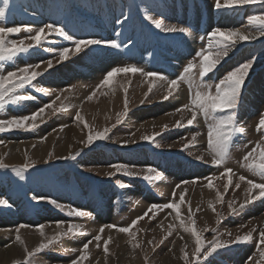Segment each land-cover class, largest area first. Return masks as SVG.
Returning <instances> with one entry per match:
<instances>
[{"label":"rangeland","instance_id":"374dc122","mask_svg":"<svg viewBox=\"0 0 264 264\" xmlns=\"http://www.w3.org/2000/svg\"><path fill=\"white\" fill-rule=\"evenodd\" d=\"M214 4L215 0H0V9L5 10V17L0 18V27L32 30L31 33L22 30L8 39L32 43L27 37L47 24L62 27L66 35L73 38L69 40L53 33L28 53L20 54L12 61L0 62V74L36 64H40L36 70L43 72L32 84L18 91L19 95L34 98L6 104L0 108V120L30 116L61 93V100L53 107L60 108L61 102L67 105L66 110L54 114L51 109H46L43 119L38 117L35 121L38 125L35 129L0 132V158L6 164L21 166L28 163L29 158L36 162L35 167L23 173V179L11 167L0 169V199L7 202L0 205V264H15L17 261L23 264L25 247L30 251L44 240L36 226L45 225V235L51 237L60 230L56 227L59 222H63L65 230L70 224L82 225L85 234L63 237L32 259L34 264H71L81 254L83 245L92 240L101 227L113 224L127 227L150 205L170 202L173 190L177 193L178 202L183 188L188 189L185 201L191 202L193 211L200 208L194 217L197 229L205 226L217 229L216 233L204 232L205 241L216 235H220L222 241H228L256 229L250 242L218 249L207 260L203 259L202 253L200 264L260 262V251L264 249V245L259 244V232L264 229V197L240 209L246 198L247 185L242 183L239 189L234 185L241 174L260 182L240 164L257 143L264 144V129L256 131L261 114H264V37L238 43L205 77L209 83L218 82L227 72L254 59L241 91L238 109V124L246 129V133L237 134L233 140L227 167L237 175L233 176V184L227 192L224 191L227 177L220 176L223 167L213 165L208 154L206 123L198 117L197 122L188 126L186 120L190 115L176 111L188 102L186 85L164 100V91L157 82L145 99L149 81L139 73L117 74L109 85L99 88L92 100H87L107 72L116 67L135 65L175 79L187 63L194 59L198 62L196 53L206 46V40L202 41L200 37L215 27L252 31V27L247 26V18L264 14V5L259 3L219 10ZM153 20L162 21L164 26L188 28L189 33H166L156 27ZM86 39L117 40L121 47L92 45L80 53H70L66 61L56 62L62 48H73L74 40ZM47 60H52L54 67L44 71ZM180 93L184 94L183 103L179 100H182ZM125 99L128 102L127 114L117 123V114L125 111ZM77 112L91 126L93 133L110 128V138L86 146L82 141L86 140L89 128L74 119ZM182 116L185 126L175 127ZM113 124L116 127L113 128ZM64 125L67 127L61 130ZM163 125H167V129ZM153 132L161 133L154 142L140 139L142 135ZM196 132L200 133L197 141L184 149L183 145ZM157 143L161 147L157 148ZM49 153H53L52 159L45 163ZM70 154L76 158L57 159ZM199 155L204 156V161L196 159ZM114 164L127 165L141 175L116 173L109 177L107 173L115 171L111 167ZM149 167L162 178L154 181L143 179V173ZM206 178H214L213 188L204 186L208 182ZM184 181L195 183L184 184ZM121 183L128 187H120ZM177 184L181 189H176ZM217 190L224 194L222 203L217 202ZM258 194L259 189L251 195ZM233 200L236 201L235 213L228 208V202ZM209 201L215 205V212L209 207ZM70 209H79L85 215H69ZM180 210L186 218L187 204H182ZM168 212L173 210L159 211L155 219H150L153 215L150 212L132 229H142L137 232L141 247L136 249H133L126 233L105 227L101 247L97 248L93 241L89 245L90 257L82 264H97V261L105 264L103 243L108 236H112L113 242L109 244L107 264H183L182 245L188 244L189 253L195 247L190 233L177 227L163 243H158L167 234L169 225L178 223L174 220L175 212L165 219ZM217 213L222 217L219 224ZM20 225L30 226L20 229L24 244L15 240L16 229ZM181 236L183 240L179 238Z\"/></svg>","mask_w":264,"mask_h":264},{"label":"snow or ice","instance_id":"6c2138e0","mask_svg":"<svg viewBox=\"0 0 264 264\" xmlns=\"http://www.w3.org/2000/svg\"><path fill=\"white\" fill-rule=\"evenodd\" d=\"M259 3L264 5V0H215L216 9H232L237 7H244L247 5H252ZM5 17V10L0 9V18ZM151 19V17H149ZM127 19V17H125ZM153 23L156 27L161 28L164 32H180V33H189L188 28L177 27V26H164L162 21L153 20ZM247 26L252 27V31H242L241 29H222L221 27H215L211 29L206 36L200 37L202 41L206 40V46L202 47L197 53L196 56L199 58L198 62L196 59L186 64L183 68L182 73H180L175 79H169L167 76H164L161 73L145 71L143 68H139L135 65L116 67L111 71L107 72L105 78L102 80L101 84L97 86V89L94 90L88 97L87 100H92L96 96V92L100 87L109 85L113 77L117 74H136L139 73L147 81H149L148 91L144 94L145 99L148 97V93H152L153 87L156 86L157 82H160V87L164 91L163 99L168 100L173 96L175 92H178L181 89L182 85H186L188 90L189 99L188 102L181 105L176 109L179 113H188L190 118L186 120L188 126L193 125L197 122V118L201 117L207 125V149L208 154L211 156V163L215 166L223 167V171L220 173L221 177H227V183L224 185V191L227 192L228 187L233 184V176H236L237 173L230 167H227L229 160L231 159V149L233 147V140L237 134L246 133L244 127H240L238 124V109L240 106L241 100V91L245 82L246 77L248 76L249 70L252 68L254 59L248 60L234 70L227 72L218 82L209 83L205 77L209 76V73H212L219 64L229 55V52L233 50L238 43L255 40L259 37H264V14L259 15H250L247 18ZM22 30H27L29 33L32 32L31 29H24L22 27H0V62L12 61L17 58L20 54L28 53L29 50L35 46L41 44L42 40L47 39V37L53 33H56L60 36H65L66 39L72 40L73 38L67 36L62 27H58L54 24H47L44 27L39 28L35 31V34L29 35L27 37L32 43H26L25 40L21 39L19 41L14 39H8L9 36L14 34H19ZM107 45L111 48L119 49L121 44L117 40H98V39H86V40H74L73 48H62L59 51L57 63H61L69 59V54H77L83 51L85 48H88L92 45ZM47 67L44 71L54 67L52 60H47ZM40 68V64L36 65H26L25 67L19 68L15 71H9L7 74H0V108H3L8 103H17L22 100L33 99L34 97L22 96L18 94L20 89L25 88L26 85L32 84V82L39 76L43 75V72L37 71L36 69ZM38 91L46 92L44 89H38ZM64 91H68L65 89ZM126 91V90H125ZM50 94V93H46ZM60 95L56 96V99L51 103L46 104L44 107L39 108L36 112L30 116L15 117L7 120H0V132L9 131L13 129H22V130H31L35 129L38 125L35 123L37 118L43 119L46 109H51L53 114L57 111L66 110L67 105H64L61 102L60 108H54L53 106L57 101L61 100ZM67 99V97H65ZM143 102V101H142ZM127 99H125V111L117 114V123H120L121 117L127 114ZM74 119L77 122H83L85 128H89L87 138L85 141H82L86 146L92 145L97 140H108L110 128L105 127L102 131H96L93 133L91 126L84 121V117L77 112ZM184 117H181V120L176 121L175 127H184L185 124L182 123ZM31 121L32 123H28ZM66 125L61 126L63 130ZM112 127H116V124H113ZM164 129H167V125L162 126ZM264 129V114H261L259 123L256 126V131L260 132ZM161 133L153 132L151 135H142L140 137L143 141L154 142L155 137ZM134 136L135 133H132ZM200 135L199 132L193 133L191 140H188L187 143L183 145L184 149H188L190 145L194 144L197 141V137ZM187 139V138H184ZM135 143V141H131ZM125 144L129 141H124ZM35 147V145H33ZM156 147H161L160 144H156ZM27 155V153H25ZM53 153L48 154V159L44 162L47 163L52 159ZM75 155L57 157V159H75ZM197 160L204 161V156L199 155L196 157ZM36 162L31 161L29 158L28 163H24L21 166H10L0 158V169H7L11 167L13 171L16 172L18 176L23 179V173L31 167H35ZM115 171H109L107 175L112 177L116 173H123L127 176H140L141 173L135 172L127 165L123 164H114L111 165ZM240 167L246 169L254 177H258L260 182H256L254 179H250L245 175H238L237 182L234 187L239 189L242 183H246L247 187L245 188L246 198L243 203L240 204V209H243L249 203L264 197V144L257 143L255 147L252 148L244 157L243 162L240 164ZM162 178L159 173L156 172L154 168L149 167L143 173V179L147 181H154L156 179ZM207 184L204 185L207 188H213V179L206 178ZM184 184H192L195 181H184ZM120 187H128V185L120 184ZM176 189H181V185L177 184ZM259 189V194L256 196L251 195L254 190ZM188 192L187 188H183L179 195V201H176V191L173 190L172 197L173 199L165 204H153L148 207L143 215L137 217L131 222L127 227H118L117 225H106L99 229V233L95 235L92 240H89L85 243L80 250V255L71 261V264H82V261L88 260L90 257L89 245L96 242V247L100 248V241L102 240V234L105 231V227L109 229H116L119 233H126L130 237V243L133 249L140 248L141 244L137 241V232L142 231V229H137L133 231L132 229L143 220L151 212L153 215L150 219H155L157 212L163 211L165 209H172L175 212L174 220L177 221V224H170L167 230V234L163 237L158 243H163V240H166L169 236L172 235L173 231L177 227L182 229L186 233H190L194 239L195 247L191 253L187 251L188 244L184 243L180 248L182 253L181 259L183 264H200L201 254L203 253V259L207 260L209 256H212L218 249H223L229 247L231 244H240L250 242L253 239V232L256 231L253 228L251 231L246 233L243 236L237 235L233 239L228 241H222L220 235H216L212 240L205 241L203 238V233L211 231L213 233L217 232L216 228H209L205 226L203 229L198 230L196 226L195 213L200 211V208L197 207L193 211L191 202L185 201V194ZM223 193L217 190V202H223ZM44 199V198H40ZM6 201L0 199V205H6ZM52 204H56L55 201H50ZM235 200L228 202V208L231 210V213L237 211L234 204ZM187 204V217L181 213V205ZM209 207L215 212V205L212 201L208 202ZM59 207V205H57ZM63 211V208L60 209ZM156 210V211H154ZM173 212H168L165 216V219L168 216H172ZM69 215L73 216H84L85 213L79 209H70L68 212ZM218 219L217 224L222 220L220 214L217 213ZM162 227V224L160 225ZM30 227L29 225H20L16 229L15 240L20 244H24L23 239L20 236V229ZM45 225L41 224L36 226L37 231L41 237H44V240L38 245V247L28 250L25 247L26 258L23 261V264H34L33 257L36 254L41 253L42 251L49 249L53 244L59 242L61 238L67 237L69 235L76 234H85L83 232V226L77 224L68 225L67 229L63 228V222L57 223L56 227L60 229L51 237L45 235ZM246 227V225H243ZM223 235V234H221ZM227 235L231 236V233ZM183 240V237H179ZM155 239V238H153ZM113 242L112 236H108L103 243V252L105 254V264H107V256L109 254V244ZM152 244V241L148 242ZM259 244L264 245V229H261L259 232ZM175 245L173 244V247ZM155 250V246H153ZM171 250V249H170ZM70 251H77V249H71ZM261 260L258 264H264V249L260 251ZM145 259H147V254H145ZM15 264H21L17 261ZM99 264V261H97Z\"/></svg>","mask_w":264,"mask_h":264},{"label":"bare ground","instance_id":"6f19581e","mask_svg":"<svg viewBox=\"0 0 264 264\" xmlns=\"http://www.w3.org/2000/svg\"><path fill=\"white\" fill-rule=\"evenodd\" d=\"M219 18H220V17H219ZM221 18H222V17H221ZM222 20H223V19H222ZM224 20H225V19H224ZM224 20H223V21H224ZM220 21H221V20H220ZM260 94H262V91L260 92ZM180 96H182V97H181L182 100H181V99H179V100L183 103V99H184L183 96H184V94H183V93H180ZM5 250H6V249H5ZM10 251H11V250H10ZM10 251H9V252H10ZM1 252H2V251H1ZM4 252H5V251H4ZM6 252H7V250H6ZM5 254H7V253H5ZM5 256H6V255H5ZM8 258H9V256L6 257L7 260H8ZM10 259H11V258H10ZM1 261H2V260H1ZM5 261H6V260H5ZM4 263H5V262H4Z\"/></svg>","mask_w":264,"mask_h":264}]
</instances>
